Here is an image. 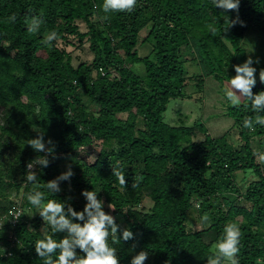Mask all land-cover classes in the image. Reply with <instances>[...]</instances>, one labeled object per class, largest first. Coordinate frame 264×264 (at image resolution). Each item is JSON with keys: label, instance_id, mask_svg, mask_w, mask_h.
<instances>
[{"label": "trees", "instance_id": "16d2710c", "mask_svg": "<svg viewBox=\"0 0 264 264\" xmlns=\"http://www.w3.org/2000/svg\"><path fill=\"white\" fill-rule=\"evenodd\" d=\"M102 2L0 0V264H42L34 241L65 235L52 234L33 212L25 193L34 188L77 211L86 203L82 190L98 191L119 226L117 237L123 229L133 232L112 245L118 264H131L140 251L148 253L144 264H207L229 222L243 233L240 264H255L264 257V126L243 128L255 113L243 102H224L219 115L233 119L241 140L235 145L230 133L213 136L202 118L188 123L182 109L174 122L165 114L173 99L202 95L207 78L225 83L235 75L233 66L249 58L243 46L247 32L264 36V0H240L238 10L227 12L212 0H137L131 12L107 19L98 7ZM13 14L15 23L9 20ZM33 16L43 20L35 34L25 26ZM52 30L57 40L46 46ZM72 38L80 46L89 43L92 61L74 63L66 48L75 44ZM147 41L152 51L141 57L138 46ZM251 58L256 94L264 91V60L258 65ZM189 63L199 72L190 74ZM41 134L46 147L49 139L55 145L52 154L25 143ZM98 146L95 160L88 161ZM38 156L49 164L34 165L37 183H26L27 164ZM69 167L73 176L60 182V192L53 196L39 187ZM113 169L125 175V187ZM248 173L253 177L241 187L238 177ZM204 214L208 228L189 226Z\"/></svg>", "mask_w": 264, "mask_h": 264}, {"label": "clouds", "instance_id": "9594fccd", "mask_svg": "<svg viewBox=\"0 0 264 264\" xmlns=\"http://www.w3.org/2000/svg\"><path fill=\"white\" fill-rule=\"evenodd\" d=\"M136 4L137 0H103L98 7L101 8L105 14L104 18L107 19L108 14L131 12ZM212 4L227 12V10H238L240 0H212ZM225 18L227 25L233 23L229 21L227 15H224ZM16 19L15 14L9 17L12 23H15ZM42 23V18L36 16L31 17L30 20H25L27 31L33 34L39 32ZM210 32L214 35L216 29L211 28ZM57 37V31H50L43 40L44 45H53ZM252 65L251 57L243 64L234 65L235 75L228 78L222 88L223 98L228 105L238 107L243 102L245 109L250 107L255 113L254 117H246L243 120L242 127L246 129L264 126V91L256 94L252 91L256 84V69ZM135 67L139 71L141 66L136 65ZM259 76L261 82H264V70L260 72ZM25 143L37 153L52 154L55 149L51 139L47 141V145L50 146L46 147L42 134L36 138L27 139ZM48 164L49 160L46 156H38L30 161L27 164L28 171L24 181L35 185L37 174L32 171L34 165H42L46 168ZM112 175L116 177L121 186L125 187V175L120 170L113 169ZM72 176L73 172L69 167L56 178L39 185V187L54 196L55 193L61 191L60 182L69 181ZM133 187L136 185L134 184ZM97 194L98 191L95 190H82L81 195L85 198L86 203L82 211H77L67 201L47 199L45 191L34 188L25 193V198L33 212L39 213L43 221L50 227L51 233H65L64 237L59 240L54 239L53 235L45 234L42 238L34 241L35 252L42 264H118L116 248L112 245L119 243L120 239L124 241L131 239L133 232L129 229H123L122 235L117 237L119 226L115 218L105 212L104 201L99 199ZM109 208L114 207L110 204ZM200 219L201 223L210 222V217L207 214L202 215ZM242 235L238 223H226L220 238L215 243L212 257L207 260V264H240L239 254L243 247ZM109 238H111V242ZM77 249L83 255H78ZM147 258L148 253L140 251L132 257L131 264H144ZM255 264H264V257H257Z\"/></svg>", "mask_w": 264, "mask_h": 264}, {"label": "rangeland", "instance_id": "374dc122", "mask_svg": "<svg viewBox=\"0 0 264 264\" xmlns=\"http://www.w3.org/2000/svg\"><path fill=\"white\" fill-rule=\"evenodd\" d=\"M83 29L85 30V28ZM147 32L148 30L142 31V37H145ZM72 41L75 44L66 45V48L68 51L72 53L75 64H78L82 60H86V61L93 60V53L89 49L88 42L83 46H80L78 44L77 39L72 38ZM62 45L64 44L62 43ZM243 46L246 49L248 56L253 57L255 59V62L258 65H261V63L264 60V36L260 34L257 30L251 29L246 34ZM152 48H153V44L149 41H147L146 43H140V45L138 46L139 55L141 57L147 56L152 51ZM243 63H239V64H243ZM140 66L141 67L139 71H142L144 67L143 65ZM188 69L190 71V74H195V72H199L198 67L193 63H189ZM224 85H225L224 82H220L215 79H212V77L207 78L204 88V93L202 95L196 93L193 99L177 98V99H173L170 102L168 111L165 114L166 120L174 122L175 120L173 118H175V111L182 109L184 112H186L187 115H189L187 120L188 123H193L196 120H200L199 118H202L206 121L213 136L218 137L224 135L225 133H230L231 135L230 138L232 142L235 145H240L241 140L239 137V133H237L236 128L234 129L232 128L233 119L228 116L219 115V113H223L226 108V104H224V102L226 101L224 100L222 93V88L224 87ZM189 91L195 92L197 90L196 87H191ZM92 109L95 111L97 110V108L94 106L92 107ZM197 133L198 135H196V139L197 140L202 139L203 134L199 132ZM255 147L259 148L257 142H255ZM99 150H100V146H98L96 149L91 151L88 157V161L95 160ZM244 177H245L244 174H241L238 177L239 179L238 182L241 187H245L248 184V182L251 180L253 175L252 173H248L246 175V178ZM27 214L32 218V215L34 213L29 210ZM196 216L197 215H195V217ZM189 226L194 229L201 230L208 228L209 225L205 223H201L199 219L196 220L194 219L192 222H189ZM3 249L4 247L2 246V244H0V252Z\"/></svg>", "mask_w": 264, "mask_h": 264}, {"label": "built area", "instance_id": "2783aa9c", "mask_svg": "<svg viewBox=\"0 0 264 264\" xmlns=\"http://www.w3.org/2000/svg\"><path fill=\"white\" fill-rule=\"evenodd\" d=\"M19 215V213L15 214V219L13 220V222H16L18 220L17 216Z\"/></svg>", "mask_w": 264, "mask_h": 264}]
</instances>
